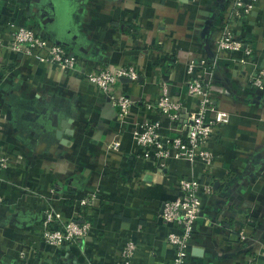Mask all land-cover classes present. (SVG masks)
I'll return each instance as SVG.
<instances>
[{
    "label": "crops",
    "instance_id": "1",
    "mask_svg": "<svg viewBox=\"0 0 264 264\" xmlns=\"http://www.w3.org/2000/svg\"><path fill=\"white\" fill-rule=\"evenodd\" d=\"M235 1L0 0V37L10 25L34 26L94 64L131 65L139 75L121 83L136 103L124 121L79 74L0 48V150L14 156L0 169V264H117L121 239L139 245L133 264H173L161 213L183 177L216 182L211 195L201 192L186 264H264V90L251 84L264 65V0L236 29L254 48L246 64L216 46L223 22L235 21ZM192 61L207 65L206 76L213 69L212 93L230 119L207 145L210 164L172 157L162 168L139 156L133 130L157 118L146 102L163 84L187 110L197 108L187 94ZM161 121L164 134L178 132ZM82 197L95 204L81 206ZM49 205L63 220H91L95 231L52 248L40 225Z\"/></svg>",
    "mask_w": 264,
    "mask_h": 264
},
{
    "label": "built area",
    "instance_id": "2",
    "mask_svg": "<svg viewBox=\"0 0 264 264\" xmlns=\"http://www.w3.org/2000/svg\"><path fill=\"white\" fill-rule=\"evenodd\" d=\"M257 0H236L233 6L232 18L235 21H224L216 46L220 51L240 52L239 62L246 64L253 56L254 48L250 41L236 30L242 17L251 15L256 9ZM7 31L5 38L0 37V48L32 57L40 62L56 66L62 72H75L82 81L94 86L104 93L109 102L116 108L118 117L124 121L129 119L131 110L136 104L132 97L122 88L123 78L136 80L138 70L131 65L109 64L99 66L87 57L80 56L74 49L51 40L34 26L21 25ZM207 65L204 62L192 61L187 65V94L198 102L197 108L187 110L185 102L168 92L163 84L162 94L154 103L146 102L158 114L156 119H148L133 130V139L139 147V156L153 160L164 168L170 158H182L193 163L203 161L211 163L214 155L207 148L209 141L215 136L217 127L229 122L228 112L218 107V98L212 93L211 85L213 69L207 76ZM251 84L257 90H264V65H261L252 75ZM167 118L177 126L174 135L161 131V118ZM129 121V120H128ZM120 143L115 141L111 147L117 148ZM14 156L0 150V169L12 166ZM216 182L204 184L194 177H183L179 180L180 195L164 203L161 220L168 225L167 242L175 252L173 264H186L189 252V242L195 231L196 222L202 212L201 192L211 195ZM203 187V188H202ZM4 196L0 192V203ZM83 207L95 203L88 197H82ZM41 238L52 248L77 244L85 239L95 227L91 220L81 221L76 218L63 220L60 214L48 206L40 220ZM246 233L241 232L244 239ZM139 251V245L132 239H121L114 252L117 264H133ZM21 258L25 253L21 252ZM24 264H28L24 262ZM39 264H58L50 259H43ZM87 264V263H85Z\"/></svg>",
    "mask_w": 264,
    "mask_h": 264
},
{
    "label": "water",
    "instance_id": "3",
    "mask_svg": "<svg viewBox=\"0 0 264 264\" xmlns=\"http://www.w3.org/2000/svg\"><path fill=\"white\" fill-rule=\"evenodd\" d=\"M57 43H60V42H57ZM60 44H62V43H60ZM122 80H126L125 78H123Z\"/></svg>",
    "mask_w": 264,
    "mask_h": 264
}]
</instances>
